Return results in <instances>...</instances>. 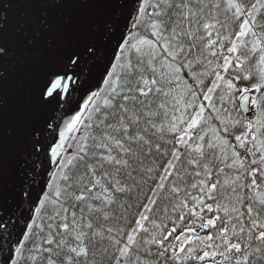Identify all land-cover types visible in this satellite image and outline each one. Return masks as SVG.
Instances as JSON below:
<instances>
[{
  "label": "snow or ice",
  "instance_id": "obj_1",
  "mask_svg": "<svg viewBox=\"0 0 264 264\" xmlns=\"http://www.w3.org/2000/svg\"><path fill=\"white\" fill-rule=\"evenodd\" d=\"M0 264H264V0H0Z\"/></svg>",
  "mask_w": 264,
  "mask_h": 264
}]
</instances>
